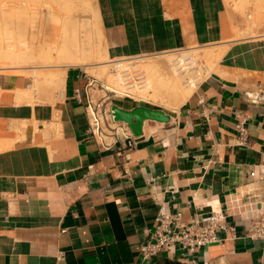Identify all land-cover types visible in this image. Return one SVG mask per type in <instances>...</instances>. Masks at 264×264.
Masks as SVG:
<instances>
[{"label":"crops","instance_id":"crops-1","mask_svg":"<svg viewBox=\"0 0 264 264\" xmlns=\"http://www.w3.org/2000/svg\"><path fill=\"white\" fill-rule=\"evenodd\" d=\"M96 4L111 58L212 44L225 52L181 107L155 108L168 119H145L136 146L121 154L88 131L85 103L75 98L84 70L66 68L64 98L33 103L16 94L32 88V75L0 71V139L14 140L0 148V264H260L264 242L249 236L248 209L232 200L264 162L263 40L236 38L240 22L226 0ZM113 105L154 108L131 98ZM163 206L184 222L222 209L231 228L193 255L145 259L140 246Z\"/></svg>","mask_w":264,"mask_h":264},{"label":"rangeland","instance_id":"rangeland-1","mask_svg":"<svg viewBox=\"0 0 264 264\" xmlns=\"http://www.w3.org/2000/svg\"><path fill=\"white\" fill-rule=\"evenodd\" d=\"M38 1L37 0L36 1L35 0H32V1L31 0L29 1L28 0H0V40L3 42H12L13 40L16 48L19 49L21 45L19 51L23 49L24 51L22 50V52L25 54L24 59H22V63L19 61V63L11 64L14 66H9L4 61H0V71L5 72V73L29 74L34 77V85L32 86V88L27 89V90L26 89L17 90L16 92V94L18 95L17 101H19V103L21 102L33 103L36 100H40V101L47 100L48 102H56L60 100L59 90L62 88H61V85H54L53 81L51 80L53 78L51 72L56 71V69L58 68V66H55V65L66 64L67 61H66L65 54H62L63 56H59L57 55L56 51H54L53 57L47 56L48 50L51 49V47L53 46L54 47L57 46V44H55V41H61L60 42L61 44L65 43L66 47L68 48L67 52L70 53V55L75 54L74 49H76L78 43H80L81 45H86V46L92 45V47H94L98 51V53L99 52L108 53L104 45V34H103L102 26H101V19L100 18L98 19L95 13V7L97 5L96 0H87V2L86 0H71L69 2H66L63 0H60V1L59 0L58 1L57 0H50V1L40 0V2ZM226 1L232 13L234 14L235 18H237L240 22V24L235 27L236 38L238 39L244 38L250 35H257V36L264 35V0H226ZM50 2H53V3H50ZM10 3H12L13 7H10L11 6ZM31 3H32V6L30 5ZM57 3L59 4V6L57 5ZM66 3H67V6H66ZM3 4H6V5H3ZM25 4H27V7L24 8V6H26ZM64 5L66 6L65 9H63ZM75 5L77 6L75 7ZM54 6L56 9L54 8ZM14 7L16 9H13ZM69 7H71V9H69ZM67 9L69 10L68 13H67ZM54 10H57V11H54ZM249 14L250 16H248ZM71 16H73L72 19L69 18ZM82 22L86 24L89 22L86 25L87 29L89 30L88 34L85 31L86 27L81 26ZM64 36L66 37V39ZM260 38L261 36L259 38L254 37L251 39H260ZM18 42L22 43L23 45L19 44ZM17 44L19 46H17ZM25 45L27 47H25ZM23 46L25 49L23 48ZM213 46H219V45L212 44L208 46L207 45L192 46V47H188V50H185L184 48L183 50L180 49V52L173 51V56H176L177 53L179 54L188 53L187 58L191 57L194 59V64L200 70V76H201V79L203 80L208 74H210L216 68L217 64L221 60V58L208 60L205 57H203V54L206 51V49H209V47L211 48ZM213 48H216V47H213ZM103 49L105 51H101ZM45 50H46V53H45ZM40 53H42L43 56H41ZM190 53L193 55V57L191 56ZM37 54L40 56H38ZM98 55L99 54H96L94 57H90L89 58L90 63L100 61L101 59L99 58ZM102 59H105V58H102ZM109 59H111L112 61L116 59H120L121 61H125V62L127 61V63L134 61L136 63V67L142 68L145 72L146 70L143 66L144 64H146V62L150 58H148L147 55H140L134 58H131V57L111 58L109 57ZM36 64L39 65V68H38L39 71L44 73V76H43L44 78L43 77L40 78L39 75L35 72L33 65H36ZM167 64L168 66L170 65L169 62L166 63V65ZM17 65L18 66L20 65V66L18 67ZM23 65L25 66V68ZM70 66H76L77 68L84 70V72H87L90 75L100 78L102 80V83L106 84L105 83L106 75L102 74L99 68L95 67V68L88 69V66L83 65V64L70 65ZM70 66H67V68ZM169 67L171 68V66ZM107 69L112 71L111 62L108 64ZM94 70L96 71L94 72ZM96 73H98V75ZM195 73L196 71H194V66H191L188 63V71H186V75L188 77L186 79L185 78L181 79L184 81V84L190 83L191 85H194V89L198 85L195 83V81L197 80L196 79L197 75H195ZM46 75L47 77H45ZM181 75L183 74H180V76ZM187 79H190V80H187ZM143 86H139V88ZM106 89L114 93L109 88H106ZM128 96H131V95L125 94L124 98H131L135 103H138L140 105H146L149 107L166 109V110L173 108L172 106L168 104V101L170 99L167 100V98H165V100H162L160 98H157V99L147 98V99L138 100L137 98L128 97ZM118 98L119 97H117L114 94V96L112 97L110 101H112V103L116 102ZM21 128H22V125H20L16 121L11 124L12 130L20 131ZM48 130L50 129L48 128ZM9 142L13 144L14 140H9L8 142L6 141L4 144L5 147L9 146ZM4 145L2 146L3 148H4Z\"/></svg>","mask_w":264,"mask_h":264},{"label":"built area","instance_id":"built-area-1","mask_svg":"<svg viewBox=\"0 0 264 264\" xmlns=\"http://www.w3.org/2000/svg\"><path fill=\"white\" fill-rule=\"evenodd\" d=\"M261 39L264 42V35H261ZM176 51L180 52V49ZM120 62V59L111 61V69L113 72L123 75L125 87L133 77L135 79L141 77L142 81L146 80L144 70L136 68L134 61L128 63L127 67L130 68L124 71L120 70ZM185 62L194 66L195 75H197L195 83L198 84L202 79L200 70L194 64V59L189 57ZM184 73L182 72L183 75ZM84 77L87 82L84 87L75 88V98L79 102L85 103L89 133L98 137L107 149L118 146L120 154L126 148L135 147L137 144L136 137L128 123L115 118L114 105L110 101L114 93L105 88V84L102 83L100 78L87 72H84ZM146 82H140L139 84L143 85ZM130 88H124V92L128 95L132 94L129 91ZM238 129L240 131V144H247L248 136L243 123L238 124ZM249 174L252 178L251 184H249L250 187L247 188L248 190L241 198L236 197L232 202L238 203V208L246 207L248 209V218L251 219L249 236L254 239H261L264 242V162L254 167ZM240 200L241 204L238 202ZM156 220L155 230L140 246V252L145 259L155 257L161 252L174 253L178 249L182 250L184 254L193 255L203 247L221 241L218 232L220 230L228 231L231 228L227 221V213L222 209H214L211 214L203 218V222H184L181 212L171 213L163 206ZM205 264L211 263L206 262ZM260 264H264V257Z\"/></svg>","mask_w":264,"mask_h":264},{"label":"bare ground","instance_id":"bare-ground-1","mask_svg":"<svg viewBox=\"0 0 264 264\" xmlns=\"http://www.w3.org/2000/svg\"><path fill=\"white\" fill-rule=\"evenodd\" d=\"M63 1L69 2L71 0H63ZM38 2H40V0ZM86 2H87V0H86ZM32 3L30 4L31 6H32ZM50 3H53V2H50ZM10 4H11L10 7H13L12 3H10ZM71 4H73V3H71ZM3 5H6V4H3ZM25 5L26 6H24V8L27 7V4H25ZM57 5L59 6L58 3H57ZM66 6H67V3H66ZM66 6L64 5L63 9H65ZM76 6L77 5H75V7ZM54 8H55V6H54ZM13 9H16V8L14 7ZM69 9H71V7H69ZM54 11H57V10H54ZM68 11L69 10L67 9V13H68ZM95 13H96L98 19L101 18L97 5L95 7ZM248 16H250V14ZM69 18L72 19L73 16H71ZM56 21H57V19H56ZM87 24L82 22L81 26H83V27L85 26L86 27ZM85 31H86L87 34L89 33V30L87 29V27H86ZM56 35H57V33H56ZM260 36L261 35H259V36L250 35L248 37H250V38H254V37L255 38H259ZM65 39H66V37H65ZM12 42H13V40H12ZM12 42H3V41L0 40V61H4L9 66H14V65H11V64L19 63V61L22 63V59H24V57H25V54L22 52L23 49H21L19 51L21 45H20L19 49H17L16 46L14 45V42L13 43ZM60 42L61 41H55V44H57V46L56 47H54V46L51 47V49L48 50V55H47L48 57H53L54 51H56L57 55H59V56H63L62 54L66 55L67 63L66 64H60V65L57 64V65H55V66H58V68L56 69V71H52L51 72L52 76H53V78L51 80L53 81L54 85H61L62 89L59 90V98L60 99L64 98V95H65V93H64L65 92V90H64V81H65L67 66L78 65V64L87 65L88 69L89 68H95V67L99 68L101 73L106 75L105 87L109 88L110 90H112L117 97H119V98H124L125 97V94H127V93L124 92V88H126V87L124 86V82L122 80V76L123 75H120V74H118L116 72H112V71L107 69L108 64L112 61L111 59H109L110 56H109V52H108V48L107 47H105V48L107 49L108 53H103V52H99L98 53V51L94 47H92V45L91 46H86V45H81L80 43H78L76 49H74L75 50V54L74 55H70V53L67 52L68 48L66 47L65 43L61 44ZM19 44H22V43H19ZM17 46H19V45L17 44ZM25 47H27V46L25 45ZM213 47H216V48H213ZM213 47H211V48L209 47V49H206V51L203 54V57H205L208 60L209 59L211 60V59L221 58L223 53L225 52L226 48L225 47H221V46H213ZM23 48H24V46H23ZM181 49L183 50L184 48H181ZM185 50H188V48H185ZM38 51H39V49H38ZM99 51H100V49H99ZM101 51H105V50L103 49ZM173 51H176V50H170V51H165V52H160V53H155V54H147L148 58H150V59L148 61L146 60L147 62L143 66L145 68V70H146L145 71L146 80L142 81L140 79L141 77H138L136 79L133 77V79L131 81L127 82L128 87L131 86V88H130V92L132 93V94H130L131 97L137 98L138 100L139 99H147V98H149V99L150 98H153V99L160 98L162 100H165V98H167V100L170 99L168 101V104L173 107L172 110H175L176 108H178L182 103H184L190 97V95L194 91V85H191L190 83H185L184 84V81L181 80V79H184V78L186 79L188 77L186 75V71H188V63L185 62L188 53H186V54H177L176 56H173ZM43 53H44V51H43ZM45 53H46V50H45ZM40 54H41V56H43L42 53H40ZM96 54H99L98 56H99V58L101 60L93 62V63H90L89 58L90 57H94ZM38 56H40V55H38ZM191 56L193 57L192 54H191ZM154 57H156V58H154ZM102 58H105V59H102ZM152 58H154V59H152ZM168 62L170 64L169 66H171V68L168 66V64L166 65V63H168ZM127 65H128L127 61L126 62L125 61H121L120 64H119V67L121 68L120 70L122 71V70H125V69H129L130 67H127ZM33 67H34L35 72L39 75V77L42 78L44 76V73L39 71V69H38L39 65L36 64V65H33ZM135 67H136V65H135ZM24 68H25V66H24ZM95 71L96 70H94V72ZM182 72H185V73H184V75L180 76V74H182ZM96 74L98 75V73H96ZM45 77H47V75ZM130 77H132V76H130ZM144 81H147L145 84H143L145 87L143 85L139 84L140 82H144ZM138 85L139 86H143L144 88H139ZM20 92H22V91H20ZM4 140L0 139V141H1L0 148L1 149L3 148L2 146L5 144V142L6 141L8 142V140H5V141ZM10 145H12L11 142H9V146ZM4 147H5V145H4Z\"/></svg>","mask_w":264,"mask_h":264},{"label":"water","instance_id":"water-1","mask_svg":"<svg viewBox=\"0 0 264 264\" xmlns=\"http://www.w3.org/2000/svg\"><path fill=\"white\" fill-rule=\"evenodd\" d=\"M116 120L127 122L132 132L136 135L141 133L142 123L147 118L157 120H167L168 116L163 110L138 106L132 110H126L118 106H113Z\"/></svg>","mask_w":264,"mask_h":264},{"label":"trees","instance_id":"trees-1","mask_svg":"<svg viewBox=\"0 0 264 264\" xmlns=\"http://www.w3.org/2000/svg\"><path fill=\"white\" fill-rule=\"evenodd\" d=\"M168 264H184V263H181V262H178V261H176V262H168Z\"/></svg>","mask_w":264,"mask_h":264}]
</instances>
